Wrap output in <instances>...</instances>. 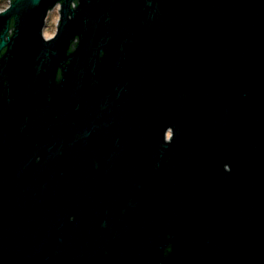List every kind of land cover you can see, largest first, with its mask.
I'll list each match as a JSON object with an SVG mask.
<instances>
[{
  "label": "water",
  "instance_id": "obj_1",
  "mask_svg": "<svg viewBox=\"0 0 264 264\" xmlns=\"http://www.w3.org/2000/svg\"><path fill=\"white\" fill-rule=\"evenodd\" d=\"M0 264H264V0H13Z\"/></svg>",
  "mask_w": 264,
  "mask_h": 264
},
{
  "label": "flooded vegetation",
  "instance_id": "obj_2",
  "mask_svg": "<svg viewBox=\"0 0 264 264\" xmlns=\"http://www.w3.org/2000/svg\"><path fill=\"white\" fill-rule=\"evenodd\" d=\"M13 0H0V13L6 11L10 5L12 4ZM76 6V1L73 3V7ZM60 9L61 6L60 4H57L52 10H50L47 14V17H46V20H45V27H44V30L48 29L50 27V24H49V18H50V14L55 10V9ZM59 16H60V11H59ZM60 19V18H59ZM13 24H14V21H11V25H10V30L7 34V37L8 36H11L12 33H13V30H14V27H13ZM59 24V23H58ZM58 27V26H57ZM44 30H43V33H44ZM56 34V33H55ZM55 34L50 37L49 39L53 38L55 36Z\"/></svg>",
  "mask_w": 264,
  "mask_h": 264
},
{
  "label": "rangeland",
  "instance_id": "obj_3",
  "mask_svg": "<svg viewBox=\"0 0 264 264\" xmlns=\"http://www.w3.org/2000/svg\"><path fill=\"white\" fill-rule=\"evenodd\" d=\"M59 11L60 9H55L51 14H50V18H49V24H50V27L46 30H44V37L46 39H49L50 37H52L56 31H57V26H58V23H59Z\"/></svg>",
  "mask_w": 264,
  "mask_h": 264
}]
</instances>
